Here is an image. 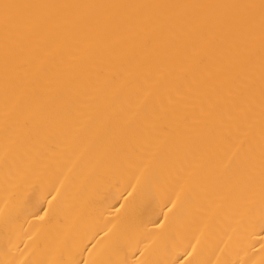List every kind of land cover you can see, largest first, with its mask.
I'll use <instances>...</instances> for the list:
<instances>
[{
    "label": "bare ground",
    "instance_id": "obj_1",
    "mask_svg": "<svg viewBox=\"0 0 264 264\" xmlns=\"http://www.w3.org/2000/svg\"><path fill=\"white\" fill-rule=\"evenodd\" d=\"M0 264H264V0H0Z\"/></svg>",
    "mask_w": 264,
    "mask_h": 264
}]
</instances>
